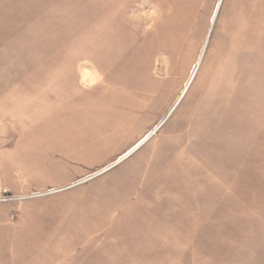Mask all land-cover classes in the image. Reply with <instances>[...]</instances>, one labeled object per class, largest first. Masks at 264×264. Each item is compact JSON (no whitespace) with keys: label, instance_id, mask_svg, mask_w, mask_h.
<instances>
[{"label":"rangeland","instance_id":"374dc122","mask_svg":"<svg viewBox=\"0 0 264 264\" xmlns=\"http://www.w3.org/2000/svg\"><path fill=\"white\" fill-rule=\"evenodd\" d=\"M0 264H264V0H0Z\"/></svg>","mask_w":264,"mask_h":264},{"label":"clouds","instance_id":"9594fccd","mask_svg":"<svg viewBox=\"0 0 264 264\" xmlns=\"http://www.w3.org/2000/svg\"><path fill=\"white\" fill-rule=\"evenodd\" d=\"M164 13L159 8H149L130 14L132 26L139 25L145 34L155 30Z\"/></svg>","mask_w":264,"mask_h":264},{"label":"bare ground","instance_id":"6f19581e","mask_svg":"<svg viewBox=\"0 0 264 264\" xmlns=\"http://www.w3.org/2000/svg\"><path fill=\"white\" fill-rule=\"evenodd\" d=\"M155 131H156V129L153 130V132L151 133V135H152L153 133H155ZM146 139H147V138H146ZM143 141H145V139H144ZM143 141H142V142H143ZM142 142H141V143H142ZM129 153H130V152H129Z\"/></svg>","mask_w":264,"mask_h":264}]
</instances>
